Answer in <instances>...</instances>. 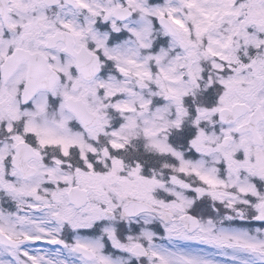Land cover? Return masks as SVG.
Returning <instances> with one entry per match:
<instances>
[{"label": "snow or ice", "instance_id": "snow-or-ice-1", "mask_svg": "<svg viewBox=\"0 0 264 264\" xmlns=\"http://www.w3.org/2000/svg\"><path fill=\"white\" fill-rule=\"evenodd\" d=\"M0 264H264V0H0Z\"/></svg>", "mask_w": 264, "mask_h": 264}]
</instances>
